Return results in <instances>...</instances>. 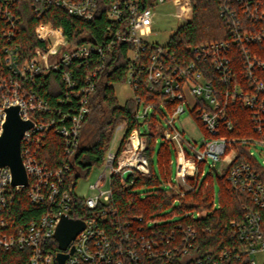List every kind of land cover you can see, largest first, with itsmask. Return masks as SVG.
I'll list each match as a JSON object with an SVG mask.
<instances>
[{"label": "built area", "instance_id": "built-area-1", "mask_svg": "<svg viewBox=\"0 0 264 264\" xmlns=\"http://www.w3.org/2000/svg\"><path fill=\"white\" fill-rule=\"evenodd\" d=\"M18 1L0 0V23L3 24L0 32L7 41L0 48V133L6 110L12 106H19L21 118L33 123L21 142V157L29 185L14 186L11 170L5 167L0 171V248L28 251L29 264H58L60 250L53 254L43 246L55 239L56 230L66 217L85 225L67 251L69 254L74 248L66 264H156L158 260L160 264H172L176 255L187 253L195 240V228L179 220L161 224V221L145 220L138 215L124 216L113 202L114 181L118 180L121 186L128 188L135 184L136 178L150 177L145 156L147 143L138 129L127 137L126 124L116 128L105 154L104 170L91 186L95 194L90 197H80L71 185L67 186V175L72 170L69 164L53 169L41 154L49 135L60 136L69 155L79 149L83 124L90 112V96L96 90L99 77L108 71V54L121 42L127 45L126 82L132 91L130 99L138 104L136 120L143 122L157 110L155 105H146L141 100L139 91L143 83L148 93L159 92L168 102L175 104L173 113L164 112L162 117L164 140L173 145L177 158L176 183L168 179L169 189L179 196L192 191L194 185L189 178L204 177L202 165L209 166L210 172L216 168L220 176L238 154L231 141L220 135L222 128L233 129L227 105L230 102L243 103L251 111L258 132H264V58L253 55L250 50L252 44L264 42L263 3L261 0H218L219 14L228 26L231 39L192 47L193 57L182 59L169 47L175 34L165 47L152 43L150 37L155 32L158 6L171 5L175 8L174 18L185 25L193 20L192 0H30L38 19L59 9L75 19L91 23L105 9L109 24L100 43L91 38L81 44L72 43L61 29L41 26L37 36L43 45L37 46L27 57L23 56L22 45L17 42L21 22L15 13ZM245 19L260 23L261 28L247 29L242 21ZM234 48L242 58L246 83L243 86L232 81ZM206 65L214 70L217 81L209 74ZM52 71L60 74L64 84L63 97L58 103L68 104L67 110H60L57 114L51 103L36 90L39 79ZM258 71H261L262 78ZM218 80L230 90L221 91L216 85ZM186 88L195 99L193 108L186 100ZM186 109L196 122L192 116L194 112L205 128L206 135L202 133L200 147L190 143L184 131L174 125L177 116L185 114ZM120 131H123L122 138L113 151L114 136ZM253 144L264 149V139L253 141ZM251 155H254L252 151ZM173 164L174 161L170 160V167ZM227 178L235 190L249 197L253 207H244L243 222L232 223V235L240 243L225 251L220 260L248 255L250 264H259L255 256L264 253L261 213L264 210V182L261 175L247 164L231 168ZM108 183L110 188L104 190ZM22 189H28L33 205L46 203L48 206L38 220L23 225L7 220L9 208ZM72 195L85 201L89 212L86 219L76 220L70 216ZM214 207H218L216 199ZM188 216V213L184 214L185 218ZM191 217L196 219L199 213ZM176 233L182 238L180 248L173 246Z\"/></svg>", "mask_w": 264, "mask_h": 264}, {"label": "trees", "instance_id": "trees-1", "mask_svg": "<svg viewBox=\"0 0 264 264\" xmlns=\"http://www.w3.org/2000/svg\"><path fill=\"white\" fill-rule=\"evenodd\" d=\"M192 1L194 3L192 22L182 26L169 43L172 52L182 59L193 57L190 51L192 47L231 39L228 26L220 17L218 0ZM261 2L264 5V0ZM105 12L103 9L91 23L75 19L59 9H54L43 18L38 19L31 7V1L19 0L15 8V13L21 18L17 42L22 45L23 56L32 55L37 46L43 45L37 36V31L44 25L61 29L63 34L69 37L74 44L84 43L91 38L100 43L109 24ZM242 21L247 29L259 30L261 28L260 23L250 22L246 19ZM2 26L3 24L0 23V30ZM6 44L7 41L0 32V48ZM236 49L234 48L232 53V81L243 86L246 83L243 78L242 58ZM250 50L253 55L264 58V42L252 44ZM127 53V45L120 42L115 45L113 52L108 54L109 68L99 77L96 90L90 96V112L83 124L79 149L74 154L69 155L65 150L63 139L57 135H49L47 146L41 154V158L53 169L69 164L72 170L67 175V186L71 185L74 191L78 179L86 177L93 166L101 167L103 165L114 132L120 124L127 125V137L133 130L138 129L146 139L145 156L149 162L150 177L136 178L135 184L128 188L121 186L118 180L114 181L113 202L121 214L124 216L127 214L138 215L145 220L162 221L160 214L175 203H179L173 216H181L182 219L179 221L193 226L196 230V236L191 246L188 247L187 253L176 255L172 259V264H250L251 258L248 255L239 259L230 256L224 261L220 260L225 251L240 243L232 235V223L243 222L246 215L244 207H253L247 195L232 187L227 174L231 168L247 164L261 175L264 182V167L258 162L255 155H251L252 148L256 147L253 141L264 139V132L262 134L258 132L251 119V111L243 103L230 102L227 105V113L233 129L222 128L220 135L231 141L232 148L238 153L237 157L220 176L211 172L205 178H200V176L189 178L194 189L186 192L183 196L163 188L170 177V160L172 154L176 155V151L172 144L164 140L165 126L162 117L165 111L172 114L175 104L168 102L165 96L159 92L148 93L145 83L142 84L139 91L141 100L146 105H155L157 110L153 111L143 122L136 120L138 104L133 99H129L124 105L120 104L113 86L126 82ZM206 67L212 78L217 81L214 70L209 65ZM258 74L261 78L263 77L261 71H258ZM216 85L221 91L230 90L223 83H219V80ZM63 86L60 74L52 71L47 77H41L36 87V90L51 103L56 114L60 110L68 109L66 102L63 105L58 103L63 97ZM74 107L77 108V103L74 104ZM192 114L201 132L206 135L204 126L199 122L195 113ZM142 128H145L144 131ZM158 137L162 140L158 153L160 175L156 173L153 160ZM203 168L204 165L201 166V170ZM215 177L220 187L218 200L213 185ZM27 192L28 189H22L17 194L15 203L9 208L8 221H15L22 225L28 224L33 220H38L46 212L47 204L33 205ZM72 196L73 210L70 216L76 220L86 219L89 212L85 201ZM215 199L218 207H214ZM186 213L190 215L187 218L184 217ZM194 213H199V217L193 219L191 215ZM261 213L264 228V210ZM175 245L179 248L183 246L181 235L178 233L174 237L173 246ZM43 247L53 254L59 252V245L55 239L46 242ZM29 256L28 251H7L0 248V264H29ZM156 264H160V261L158 260Z\"/></svg>", "mask_w": 264, "mask_h": 264}, {"label": "rangeland", "instance_id": "rangeland-1", "mask_svg": "<svg viewBox=\"0 0 264 264\" xmlns=\"http://www.w3.org/2000/svg\"><path fill=\"white\" fill-rule=\"evenodd\" d=\"M156 11L158 13V18L154 25L155 32L153 33V35H151L150 41L152 43H156V44H159L165 47L168 45L170 38L174 34H176L180 30V28L184 25V22L179 21L176 18H174L175 8H173L171 5H160L157 7ZM113 87L115 89V94L120 104L124 105L132 97V91L127 82L123 84H114ZM184 93H185L186 100L190 104V108H193L195 105V99L191 91L188 88H186ZM165 113L168 114L166 111ZM174 125L179 130L184 131L185 137L190 143H192L193 145H196L197 147L201 146L202 141H203V134L199 126L197 125V123L191 118L188 109H186L185 114L177 116ZM144 129L145 128H142V131H144ZM122 135H123V131H120L118 132L117 135L114 136V140L112 142L113 151H115L116 148L118 147L119 142L122 138ZM156 141H157V144L155 147V151L153 153V160L155 164L156 173L157 175H160V172L158 169V153H159V150L162 144V140L160 137H158ZM251 151L254 153L258 162L262 164V166L264 167V149H262V147H253ZM171 158H172L171 160L174 161V164L169 168V172H170L169 179L171 183L175 184L176 179H177L176 178L177 177V165H176L177 158L175 154H172ZM218 166L220 165L218 164ZM103 170H104L103 166L101 167L93 166L90 173L86 177H82L78 179L77 185L75 187V194L80 197H84V198L93 196L95 194V191L91 189V186L96 183V181L98 180ZM204 170H205V176L203 178H205L206 175L211 173L210 167L207 165L204 167ZM213 185H214V192L216 194V199L218 200V194H219L220 187H219L216 177L213 182ZM109 188H110V183L105 184L103 187L104 190H108ZM163 188L169 189L167 183L166 185L163 186ZM177 206H179V203H175L172 207H169L168 209H166L160 214V219L161 220L163 219L161 221V224L170 223V222L182 219L181 216H176V215L173 216ZM255 258L259 262V264L264 263V253L257 254Z\"/></svg>", "mask_w": 264, "mask_h": 264}, {"label": "water", "instance_id": "water-1", "mask_svg": "<svg viewBox=\"0 0 264 264\" xmlns=\"http://www.w3.org/2000/svg\"><path fill=\"white\" fill-rule=\"evenodd\" d=\"M33 127L31 121H25L20 116V107L12 106L6 110V119L0 133V171L7 167L12 173V184L29 185V178L21 157V142L26 132ZM218 176V171L213 168ZM82 221H74L64 217L55 233V240L58 242L60 252L57 255L58 264H66L70 254L67 251L77 235L84 229Z\"/></svg>", "mask_w": 264, "mask_h": 264}, {"label": "bare ground", "instance_id": "bare-ground-1", "mask_svg": "<svg viewBox=\"0 0 264 264\" xmlns=\"http://www.w3.org/2000/svg\"><path fill=\"white\" fill-rule=\"evenodd\" d=\"M134 145H135V146L137 145V142H136V141H134Z\"/></svg>", "mask_w": 264, "mask_h": 264}]
</instances>
